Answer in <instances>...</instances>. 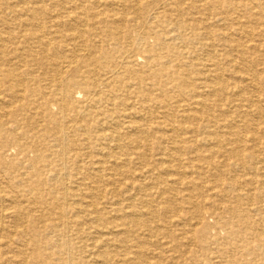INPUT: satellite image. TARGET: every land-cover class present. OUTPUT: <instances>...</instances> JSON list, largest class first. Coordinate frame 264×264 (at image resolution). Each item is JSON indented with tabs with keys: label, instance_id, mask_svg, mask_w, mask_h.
I'll use <instances>...</instances> for the list:
<instances>
[{
	"label": "bare ground",
	"instance_id": "bare-ground-1",
	"mask_svg": "<svg viewBox=\"0 0 264 264\" xmlns=\"http://www.w3.org/2000/svg\"><path fill=\"white\" fill-rule=\"evenodd\" d=\"M0 264H264V0H0Z\"/></svg>",
	"mask_w": 264,
	"mask_h": 264
}]
</instances>
